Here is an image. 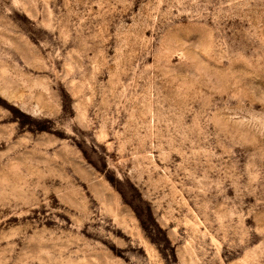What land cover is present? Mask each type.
Here are the masks:
<instances>
[{
    "label": "rangeland",
    "instance_id": "1",
    "mask_svg": "<svg viewBox=\"0 0 264 264\" xmlns=\"http://www.w3.org/2000/svg\"><path fill=\"white\" fill-rule=\"evenodd\" d=\"M0 264H264V0H0Z\"/></svg>",
    "mask_w": 264,
    "mask_h": 264
}]
</instances>
